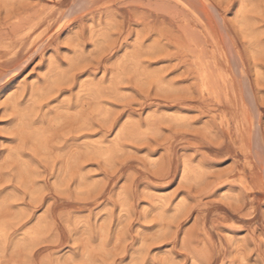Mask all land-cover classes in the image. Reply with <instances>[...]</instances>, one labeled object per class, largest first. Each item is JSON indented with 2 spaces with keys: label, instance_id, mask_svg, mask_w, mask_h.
<instances>
[{
  "label": "rangeland",
  "instance_id": "rangeland-1",
  "mask_svg": "<svg viewBox=\"0 0 264 264\" xmlns=\"http://www.w3.org/2000/svg\"><path fill=\"white\" fill-rule=\"evenodd\" d=\"M0 264H264V0H0Z\"/></svg>",
  "mask_w": 264,
  "mask_h": 264
}]
</instances>
